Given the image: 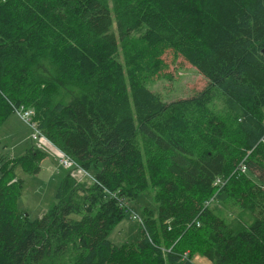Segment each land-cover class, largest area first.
Returning a JSON list of instances; mask_svg holds the SVG:
<instances>
[{"label":"trees","instance_id":"trees-1","mask_svg":"<svg viewBox=\"0 0 264 264\" xmlns=\"http://www.w3.org/2000/svg\"><path fill=\"white\" fill-rule=\"evenodd\" d=\"M168 50L208 79L203 91L167 102L150 89ZM17 107L78 166L57 156L56 203L30 220L16 168L40 173L46 151L1 164L0 264H264V0H0V127ZM152 186L157 207L130 217L138 240L116 245ZM226 197L249 228L214 210Z\"/></svg>","mask_w":264,"mask_h":264},{"label":"rangeland","instance_id":"rangeland-1","mask_svg":"<svg viewBox=\"0 0 264 264\" xmlns=\"http://www.w3.org/2000/svg\"><path fill=\"white\" fill-rule=\"evenodd\" d=\"M144 31L145 29L142 28L137 35H140ZM120 53L119 59L125 65L122 51ZM161 59L162 66L156 75L150 77L148 86L153 92L159 93L163 100L172 102L183 98H190L207 87L209 83L208 79L181 56L176 57L171 50H168ZM212 107L224 119L229 115L219 97L213 100ZM27 109H30L34 113L32 108ZM33 133V128L24 122L21 115L17 114L15 110L0 127V166L7 159L22 156L32 146L43 148L48 155L43 162L41 172L38 174L26 173L20 166L16 168V174L22 181V191L20 197L17 199V207L25 211L29 215L30 220L39 219L44 212L50 211L54 207L56 192L63 175L66 173L64 169L59 168L56 147L49 142L43 143L40 138L34 140L32 138ZM138 140L146 156L149 155V152L154 151V144L151 140L143 136H139ZM152 158L158 159L154 157L153 153ZM88 172L91 175L94 173L93 170ZM73 173L77 178H84L85 175H81L79 174L80 172L75 171ZM155 189L152 186L148 190L141 192L142 198L140 199L139 197V200H136L137 202L134 204L130 203L132 210L115 228L110 237L112 242L116 245H122L126 242L133 243L138 240V222L131 221L130 217L133 213L140 215L146 206H150L151 208L157 207ZM213 208L218 211L219 216L224 219L225 224L235 229L249 228L254 221V217L249 212L241 210L235 204V201H232L230 198H227L226 201L216 200ZM188 244L191 248H195L190 241H188ZM201 247L202 244L198 242V249L194 252H200L202 250ZM193 258L195 264H209V262H205V258H202L197 253H194ZM67 260L68 258H61L60 264H67ZM119 261L120 259H112L111 264H119Z\"/></svg>","mask_w":264,"mask_h":264},{"label":"built area","instance_id":"built-area-1","mask_svg":"<svg viewBox=\"0 0 264 264\" xmlns=\"http://www.w3.org/2000/svg\"><path fill=\"white\" fill-rule=\"evenodd\" d=\"M33 115H34V113H32V111L27 112L24 115H21V118L23 119V121L26 122L28 125H30L31 128H33V130H34V133L32 134V138L34 140H38L40 138L43 143L49 142L48 139L38 129L37 124L33 121ZM56 150L58 151L59 162L61 164H63L65 167H71V166L75 167L77 165L72 160V158L70 156H68L67 154H65L63 151H61L60 149H57V148H56ZM78 168H81V167L79 166ZM244 170L245 169L243 168L242 171H244ZM82 171L85 173V175L90 176L87 171H84V170H82Z\"/></svg>","mask_w":264,"mask_h":264},{"label":"bare ground","instance_id":"bare-ground-1","mask_svg":"<svg viewBox=\"0 0 264 264\" xmlns=\"http://www.w3.org/2000/svg\"><path fill=\"white\" fill-rule=\"evenodd\" d=\"M17 114L24 115L27 112H30V109H24L23 107L15 110Z\"/></svg>","mask_w":264,"mask_h":264},{"label":"crops","instance_id":"crops-1","mask_svg":"<svg viewBox=\"0 0 264 264\" xmlns=\"http://www.w3.org/2000/svg\"><path fill=\"white\" fill-rule=\"evenodd\" d=\"M205 262H208V261L205 260ZM205 264H206V263H205Z\"/></svg>","mask_w":264,"mask_h":264}]
</instances>
